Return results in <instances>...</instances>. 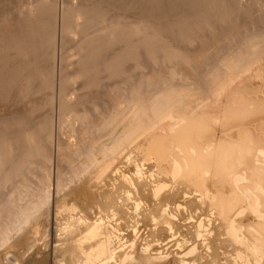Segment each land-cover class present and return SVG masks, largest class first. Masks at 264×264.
<instances>
[{
    "label": "bare ground",
    "instance_id": "bare-ground-1",
    "mask_svg": "<svg viewBox=\"0 0 264 264\" xmlns=\"http://www.w3.org/2000/svg\"><path fill=\"white\" fill-rule=\"evenodd\" d=\"M26 1L29 4L39 1L38 11H33V14L30 12L31 17H37L36 23L32 22L33 18L29 19L23 13L18 12ZM56 1L0 0V164L5 160H13L16 151L20 148L24 149L22 144L25 142L24 147L27 149L30 146L27 142H31L33 144L31 149H34L35 152L38 154L41 152V156H43L42 153H46L45 161L49 160L50 162L53 158L54 150L42 152L46 149L44 148L46 143L43 144L44 140L42 141L40 138L44 127L51 128V124L48 125V123H52V119L49 120L50 122H43L47 117L40 110L45 105L43 100L45 101L47 98H42L40 103L35 98L36 96L37 99L43 96L47 97L43 94L45 91L39 93L41 82L46 80V75L52 70V67L49 66L50 71H48L47 65H44V59L49 55L45 56L44 51L46 52L47 48L45 50L44 47L47 46L48 40L52 41V44L56 41L55 38H58L54 36L57 32V27L55 30L57 20H59V38H62L67 28L69 15L73 16L75 20L71 18L74 22L77 21L76 26L78 25V27L81 25L80 19L83 20L87 29L94 22L96 23L98 18H108L113 29H119L121 33L127 29L141 30L146 38L157 40L156 46H163L167 42V38L164 37L171 34L189 36L194 35L197 30L211 31L212 29L211 33L207 32L209 42L212 43L215 37H220L219 33L221 32H224L225 34L222 33V35L226 36L234 33L233 30H237L238 24H241V27L245 23L258 24L264 29V0ZM60 1L61 5L54 6L56 10L51 8L55 10V13L58 6L62 8L58 10L61 11V14L58 13L60 18L55 23L52 22L54 13L50 12V16L47 12L54 2L59 3ZM40 4L41 10L39 9ZM253 9H257L258 13L255 14ZM48 16L52 18L51 21ZM235 27L236 29H234ZM262 30L260 29V33ZM72 31L77 33L74 28ZM207 43H205L206 46ZM215 44L217 43L215 42ZM248 45L250 44L248 43ZM212 46L210 47L212 48ZM259 46V44L256 47L254 45L251 54L245 55L241 59L240 56L237 60L231 58L232 60L228 61L226 59V62L217 59L222 62L221 71L218 68V72L216 70L213 72L214 74L209 75L210 77L206 76L205 83L203 82L205 79L201 80L204 84L203 87H201V83L200 85L197 83L200 87L196 83L192 84L193 86H188V82L187 86L180 83L179 85L163 86L162 83L161 88L147 86V88H138V86L125 93L122 91L120 95L117 94V97L110 90L116 98L115 101L114 98L111 99L114 104L111 105L110 111H106L107 107L103 106L105 114L102 117L103 113H101L102 119L97 121L98 115L94 116L97 119L96 122L91 121L94 127L98 126L97 122L100 123L97 136H93L94 140L89 137L91 141L83 139L88 144L92 143L82 144L84 142L81 140L84 137L82 135L75 142V136L69 135L74 139L73 146H77L79 143L77 141L81 140L82 142L78 144H81L82 148L75 146L76 150L74 147V151L73 149L69 151V153L71 151L73 154L77 153V157L74 155L75 159L80 157L82 149L85 150H82L83 153L79 161L74 162L73 159L68 161L72 162L71 164L77 163L72 171L73 178L81 179V181L82 178H85L87 183L88 179L90 181L100 180L97 184L94 182L97 187L95 184V187L92 185L96 188L92 199H96V201L92 202L98 200L97 204L99 203L100 208L103 209L101 211L108 214L103 216L102 213L101 216L97 213L100 210L97 212L95 210L94 213L99 214L100 217L99 215L93 216V213H86L88 209L85 212L84 207H81V211L73 210L71 214L78 211L76 215L74 214L75 217L68 219L69 222L65 226L60 225L63 226L60 228L65 236L62 238L63 240H60L61 243H58L56 238L51 239L54 244L56 242L61 245V248L56 249L53 244H50L53 247L49 245L50 240L42 243L41 232H35V230L42 229L43 234L47 233L46 225H48L50 216H46V213H49L51 209L49 206V202L51 203L50 189L35 191L37 190L35 188H38L40 184L38 183L37 186V183H34L33 185L30 181V185L33 186L29 187H33L35 190H30L31 188L28 186L24 190L26 183L23 184L24 187L19 183L20 186L22 185L21 187L17 184V188H12L16 190L20 188V191L14 192L15 190L12 189L14 193L9 195V192V196H5L6 199H0V264H264V93L254 97L242 92L234 93L227 90L240 71L247 70L250 64H254L264 55V49ZM36 52L40 53L39 56L36 55ZM237 52L239 53V51ZM50 57H47L48 60ZM223 63L224 65H222ZM214 68L217 67L214 65ZM38 74L42 76L40 81ZM174 75L176 76V74ZM49 77L51 78V76ZM143 77L141 78L143 79ZM50 81L48 83H51ZM49 85L54 88V84ZM147 85L149 84L147 83ZM49 87L48 89H50ZM189 88L200 93L201 102L212 98L215 101L200 108L187 110L181 104H185V97L192 94L189 93ZM37 94L41 96L38 97ZM49 94L48 96H52ZM16 97L17 100L20 99L24 102L25 110L33 114L39 113L40 117L44 114L43 120L39 118L38 121L39 114L35 120L33 117L36 116L35 114L24 116L17 112L16 108L15 111H10V107L15 104L14 102L11 105V102L14 101L11 99L15 98L17 101ZM111 100L109 101L112 103ZM42 104L44 105L42 106ZM46 104L49 106V103ZM104 107L106 108L104 109ZM38 110L40 111L35 112ZM80 114L79 118L74 117L78 122L82 118ZM69 124L71 125L70 122ZM90 125L92 124L90 123ZM83 130H81L82 134L88 132V128ZM92 131L94 132V128ZM87 134L85 133L86 136ZM57 142L61 144L60 141ZM57 146L58 153L64 154L59 150L60 145L59 148ZM68 155L71 157L70 154ZM61 157L57 159H61ZM62 163L64 162L62 161ZM47 166L50 168V165ZM30 167L33 168V166ZM12 168L15 170V167ZM60 168L58 171L68 169V167L66 169L63 167L64 169L61 168V170ZM58 171L56 170V174L61 173ZM67 172L65 171V173ZM42 173V178H44L45 174ZM48 177L51 176L48 175ZM33 178L34 181H37L35 177ZM38 178L40 179L41 176H37L36 179ZM42 178L41 180H49L47 176L48 180ZM40 183L44 185L42 181ZM48 183L49 181L45 182V184ZM57 183L55 182V185ZM66 184L63 186L67 187L68 184ZM0 187H2L1 184ZM59 188L57 187L56 193L60 192ZM79 190L81 191V189ZM2 193L4 192L2 191ZM128 199L134 200L132 203L136 202L137 205L136 203L129 205L130 201L126 203ZM131 205L134 210L138 209V217L132 215L136 211H132ZM97 206L94 208L97 209ZM70 210L72 211V209ZM185 211L187 214L184 213ZM50 213L52 212L50 211ZM56 215L58 214L56 213ZM123 216L131 224L130 232H127L129 229L128 225L126 228V221V224L125 222L121 224L123 219H120ZM127 216L129 217L127 218ZM109 220H111L110 223L107 222ZM118 221V225L124 226L127 230L125 231L123 227L121 231L126 233L115 232L117 229L119 230V226L116 224ZM209 224L212 225V228L207 231L206 227H209ZM141 229L143 230L139 235L134 258H129L133 251H130L129 255L128 253L124 254L122 250L116 252L121 246L120 241H125L122 245L128 244V242H132L131 246L133 243L137 244L136 236ZM198 229L205 230L199 231ZM56 233L58 234V231ZM58 235H62V233ZM175 235H178L180 239ZM172 236H175V240L180 242L173 241L175 244L169 241L173 245L169 249L164 248L169 243L168 238ZM37 240L41 241L42 247L36 245L37 247L34 248ZM205 240H209V242ZM177 246L179 249H176ZM178 254H184L185 258H178ZM185 255L189 258H186Z\"/></svg>",
    "mask_w": 264,
    "mask_h": 264
},
{
    "label": "rangeland",
    "instance_id": "rangeland-1",
    "mask_svg": "<svg viewBox=\"0 0 264 264\" xmlns=\"http://www.w3.org/2000/svg\"><path fill=\"white\" fill-rule=\"evenodd\" d=\"M47 1H49V0H47ZM58 1L59 0H57L56 2H58ZM56 2H54V5H51V7L49 8V10L47 12L49 14H50V12H52L51 14L54 13L52 15V18H54V19H52L50 17L51 14H50V16H48L50 21H51V19L53 20L52 22H55L57 19H59L60 14H61V11H58V10L59 9L61 10L62 8H61V6H58L56 13H57V17L58 16L59 17L58 18L56 17V13L54 12L56 10V7H54V6H57L58 4H60L61 1L59 3H56ZM41 4H40L39 9L41 8ZM37 5H39V1H37L33 4H29V2L26 1L23 5H21L18 12L23 13L24 16L29 17V19H30L31 15L33 14V11H35V12L38 11ZM51 8H54L55 10L54 9L52 10ZM253 10H254L255 14L258 13L257 9H253ZM30 12H32V14H30ZM35 12H34V14H35ZM58 13H60V14L58 15ZM72 14L73 13H71V15ZM54 15L56 18L53 17ZM68 17H67V19H68L67 20V28L64 31L62 38H59V36H60L59 32H58V24H59L58 21L59 20H57L55 30L57 27L56 31L58 33L56 32L57 35L55 33L54 36L58 37V38H55L56 41H55V39H52L53 41H55L54 42L55 44L54 43L51 44L52 41L50 40L51 42H49V40H48V43H46L47 46L45 45L46 47H44L45 50L47 48L46 52H49V53H46L44 51L45 56L48 54H49L47 56L48 58H49V56H51L49 60L47 57H45V59L43 58L45 60L44 65L45 64L47 65L46 68L48 69V71H50L49 66H50V68L52 67V70L54 69L53 70L54 72L51 70L50 73H53L54 75L50 74V73H49L50 75L47 74L48 76L46 75V80L47 79H49V80H47V81L43 80L40 84L39 93L41 91H42L41 93H43L45 91L43 94H45V96H47V97H44L42 95L43 97H41L39 99H37V96L35 98L37 102L39 100V103L42 101V98L48 99L50 97L51 100L53 98V101H51L50 99H48V100L45 99V101L43 100V103H45L46 107H44L45 105L42 104V106L43 105L44 106L42 107V109H40V110H42V113H44L46 115L47 118L45 117L46 119L43 120L42 118H44V114L43 115L41 114L42 116L40 117V114L38 113L39 114L38 121L41 119V120H43V122L46 121L44 123H47V121L50 122L52 119V123H48V125L51 124L50 125L51 128L44 127L45 129L42 130L40 133V138H42V141L44 140L42 142L43 144L46 143L45 144L46 147L44 146V148H46V149H44V151H42V152L45 153L46 151L50 152V151L54 150L53 156H52L53 158H51L50 162H49V160L45 161L46 160L45 159L46 153L45 154L42 153L43 156H41V152H40V154L35 152L34 149H31V146L33 145L31 142H27V143H29L28 145H30L29 148L27 149V147H24V144L26 143L25 142L24 144H22L23 145L22 148H24V149L20 148L18 151H16L15 155L13 156V160H8V161L5 160L6 162H8L7 164L5 161L0 164V173H1L0 174V180L3 179V180H1L2 182L0 181L1 182L0 184L2 185V187H0L1 188L0 189V196H1L0 199H6L5 196L8 195L9 192H10L9 195H11L14 192L20 191L19 190L20 188H18L17 190L14 189V188L18 187L19 183L22 185L26 183L25 187H24V185H23L24 188L22 187L24 190H26L25 188H27V186L28 187L33 186L34 183H37V186L39 183L41 186L42 184L40 183V181H42V183H44V185H42L41 187L38 186V188L40 187L39 190L37 187L36 188L34 187L37 190L33 189V187H29V188H31L30 190L33 189V191L34 190L35 191H44L47 188L50 189V192H51L50 193V197H51L50 201H51V203L49 202V206L51 209L49 210V213H46V216L47 215L50 216L51 220L49 219L48 225H51V226L46 225V230H47L46 234L42 233V229L41 230L39 229V231L35 230V232L36 231L41 232L42 243L44 241L50 240L49 245L53 244V246L56 247V249L61 248V245L56 244V242L54 244L51 241V239L54 240V238H56L55 240L58 243H61L60 240L62 238H64L65 236H63V232L61 230L62 228H60V227L65 226L69 222L68 219L70 220L71 217H75L76 213L78 211H81V207L85 208L84 209L85 212L88 209V212H86V213H91V214L93 213V216H97L99 214L101 215L102 213H103L102 214L103 216H106L108 214L105 211H101L103 209L100 208L99 203H98L99 205L97 204L98 200H97V202H92L94 200L96 201V199L92 200L94 198V192L96 190V188H94V187L95 186L97 187L96 184H97V182H100V180H98V181H95V180L92 181L91 180L90 181V179H88L89 182L87 183V180L85 178H82V181H81V179L78 180L77 178L76 179L73 178L72 177L73 176L72 171H73V169L77 163L71 164L72 162L71 163H69V162L72 159L74 160V162H76V160L79 161L81 154L83 153L82 150H85V149L81 150L80 148H82V146L80 147L81 144L80 145H78V144L82 143L84 141L83 139L89 140V137L91 139L93 138V140L95 139L93 136H97V133H98L97 130L99 128L100 123L97 122L98 126L94 127L93 123L91 121L94 120L96 122L97 119H95V117H97L98 115H99V117H98L97 121H99V119H102L103 115L105 114V110H103V106L107 107V108L104 107V109L106 108V111L107 110H108V112L110 111V109H111L110 107H112L111 105L114 104L113 100H111V99H113L115 97L114 96L115 94L117 97V94L120 95L122 91H123V93H125V92L131 90V88H137L138 86H139L138 88H140V87L141 88H147V87H160L161 88L162 83H163V86L164 85H166V86L167 85H179V83L181 85H185V86H187L188 84H189L188 86H193L192 84H194V83H196V85H197V83H199V85L201 83L202 84L201 87H203L204 86L203 82L205 83L207 81L206 76L210 77L212 74H214L213 72H215L218 68L220 69L219 71H221L220 67H222L221 66L222 62H219V60L220 61L225 60V62L227 60L231 61L232 59L237 60V58L239 59V56L241 59L245 55L246 56L250 55L252 49L254 48V45L256 47L258 44L260 45L259 48L262 47L261 49H264V44H263L264 43V40H263L264 39V36H263L264 35L263 34L264 29L262 26H259L258 24H251V23L246 24L245 23L242 26L243 28L241 27V24H238L237 30H233L234 33L226 36V35H224L225 34L224 32H221V33H219L220 37L217 36L218 34L216 35L217 37L214 36L215 37L213 40L214 44H213V42L212 43L209 42V38L207 36L208 35L207 32L211 33V31H212V29H211V31L197 30L194 35L191 34L189 36H182V35L178 36V35H172L171 34L167 37H164V38H167V42L165 44H163V46H156L155 43L157 42V40L146 38L143 31H141V30L127 29L126 31H123V33H121L119 29H113L112 26L110 25V21H109L110 19H108V18H106V19L105 18L104 19L98 18L96 20V23L94 22V24L87 29L83 20L80 19L79 22L81 23V25H79V27H78V25L76 26L77 21H75V22L73 21V19H74L73 16L69 15ZM31 19H32L33 23H36L37 17H31ZM54 24H53V26H54ZM239 25H240V27H239ZM53 26H52V29L54 28ZM75 27H77V28L75 29ZM72 28H74V30H77V33H73ZM251 28H252V30H251ZM258 28H260L261 30L263 29L261 31L262 34L260 33V29H258ZM234 29H236V27ZM68 30H69V32H68ZM255 30L259 31V32L257 33ZM222 33H224L223 34L224 36L222 35ZM121 35H123V36H121ZM260 36L263 38H261ZM245 37H246V39H245ZM258 37H260L261 39ZM251 39H253L255 42H252L253 40H251ZM259 40H260L261 44H260ZM215 42L217 44H215ZM257 42H259V43H257ZM205 43H207V46L210 49L206 46ZM248 43L251 46L253 45L252 46L253 48L250 45H248ZM253 43H255V44H253ZM202 44H204V45H202ZM203 46H205V47H203ZM210 46H212V48ZM206 48L208 49V52H206L207 51ZM237 51H239V53ZM240 53H241V55H240ZM243 53H245V54L242 55ZM37 54L39 56L40 53L36 52V55ZM223 54H224V56H223ZM231 54H235V55H231ZM226 56H229V57H226ZM234 56H236V57H234ZM42 57H44V56H42ZM217 59H219V60H217ZM46 61H48V62L46 63ZM48 63H50V65H48ZM214 65L217 68H214ZM216 65H218V66H216ZM222 65H224V63ZM173 70H175L176 72ZM189 70H190V72H189ZM217 72H218V70H217ZM163 73H165V74H163ZM148 74L151 76L148 77L149 76ZM174 74H176V76ZM52 75L54 76V78ZM143 75H144V77H143ZM158 75H160V76H158ZM37 76H38V80L40 81L42 79L41 78L42 76L40 74H38ZM49 76H51V78ZM141 77H143V79ZM178 77H179V79H178ZM52 78H53V80H52ZM150 78H151V80H150ZM170 79H172L173 81ZM203 79H205V80L203 81ZM50 80H52V81H50ZM157 80H158V82H157ZM44 81H46V82H44ZM49 81L51 83H48ZM167 81H169V82H167ZM59 82H61V83H59ZM141 82H142V84H141ZM153 82H154V84H153ZM187 82H188V84H187ZM147 83L149 85H147ZM49 84H52V85L54 84V88H53V86H51L52 90L54 89L53 91L51 90V87H49L50 86ZM199 85H197V86H199ZM133 86H135V87H133ZM48 87L50 89H48ZM47 90L50 94L47 92ZM58 90H59V92H58ZM110 90L112 92H114L115 94H112V92ZM227 90L230 92H234V93L235 92L236 93L242 92L248 96H254V97L255 96H261V94L264 93V55H262L260 57V59H257L254 64H250L247 70L240 71L238 73L237 78L232 82V84L230 85V87L227 88ZM188 91H189V93H192V94H189L185 97V101H186L185 104H181V105L185 106V108H187V110H189L190 108L195 109L196 107L200 108L203 105L210 104L211 101L212 102L215 101V99L212 98V99H208L206 101L201 102L200 101L201 96H200L199 92H195L194 90H192V88H189ZM48 94L52 95V96H48ZM37 95H39V94H37ZM53 95H54V97H53ZM40 96L41 95H39L38 97H40ZM115 99L116 98H114V101H115ZM11 100H14L13 102H11V105L14 102H15V104L12 107H10V111H15L17 109V112H19L20 114H22L24 116L29 115V114H33V113H30L28 110H25L26 108L23 107L24 102L22 100H20V99H19L20 101L17 100V97H16L17 101H15V98H12ZM109 100H111L112 103ZM16 102H18V103H16ZM51 102H52V104H51ZM46 103H49V106H47ZM180 108H181V106H180ZM20 109H21V111H20ZM40 110L35 111V112H39ZM57 111H58V113H57ZM45 112H47V113H45ZM108 112H106V113H108ZM80 113H82V114H80ZM95 113H97V114H95ZM101 113H103L102 117L100 116ZM34 114L36 116H33ZM34 114L32 116L34 117L35 120H37V118H35V117H37L38 114L37 113H34ZM79 114L82 115V118H84V119L80 118L81 120L78 119L81 122V126H83L82 128L80 126V122H78L76 119H74V117L79 118V116H78ZM86 118H89L90 120L86 119ZM72 119H74L73 120L74 122L72 121ZM69 122L71 123V125L69 124ZM85 122H87V124H85ZM88 123H89V126H88ZM90 123L92 125H90ZM85 125H87V126L85 127ZM94 125H96V123H94ZM85 128H86V130L88 128V130H87L88 132H85L86 134L88 133L87 136L85 135V133L82 134V132L84 131L83 129H85ZM91 128H92V130L94 128V132L91 130ZM81 130H83V131L81 132ZM54 133H57L58 135L54 134ZM94 133H96V134H94ZM69 135H72V136L74 135L75 140L72 139L71 136H69ZM81 135L84 137H82ZM79 136L82 137L81 138L82 142H81V140L77 141V142H79L77 144V146L80 147L79 149L81 150L82 153H80L79 152L80 150L78 149L79 151H76V152L80 153L79 154L80 157L75 159L77 157L76 156L77 153L74 152L76 154H73V151H74L73 148L76 145L73 146L72 144L74 143V141L76 142V139L77 140L80 139V138H78ZM68 137H70V139H68ZM91 139L89 141H91ZM55 141L56 142L60 141L61 144H59V142L56 143ZM87 141H84L82 144L87 145L88 144ZM48 142H49V144H48ZM50 143H51V145H50ZM91 143H89V144H91ZM28 145H25V146H28ZM57 145L58 146L60 145L59 150L61 152L63 151L64 154H62L60 152L58 153V150L56 148ZM71 145H72V147H71ZM86 145H83V146L86 147ZM76 147H75V150L78 148V147L77 148ZM47 148L50 150H48ZM71 149H73V151H71L69 153V151ZM54 152L56 155L54 154ZM68 154H70L71 157H73V158H71ZM56 156H58V157L65 156V157H61V159L59 158L61 160L60 161L59 159H57L58 157H56ZM68 156H69V158L67 159ZM32 160H34V161L36 160V162H34ZM11 161L13 162L14 166H12L13 164ZM62 161L64 163H62ZM45 164L50 165V168L48 166L46 167ZM62 165H63V167H65V169H66V167H68L69 170L68 169L65 170V171H68L67 173H65L64 170H61V168L64 169L62 167ZM11 166L15 167V170ZM30 166H33V168ZM11 168H12V171H14L15 173L10 171ZM59 168L61 171H58ZM7 170H9V171H7ZM56 170L58 172H61V173L56 174ZM31 171H32V173H30ZM35 171H36V173H34ZM39 171H41V172H39ZM47 171H48V173H47ZM3 172L5 173V175ZM42 172H44V174H45L44 178H42V176H43ZM39 173L41 175H38ZM18 174H20V175H18ZM29 174H30V176H29ZM47 174L51 177H48ZM6 175H8V177H6ZM63 175L64 176L66 175V176L64 177ZM13 176H14V178H13ZM24 176H25V178H24ZM37 176H39V177L41 176L42 179H46V180L49 179L48 180L49 183L45 184V182H48V181L41 180V178L36 179ZM46 176L48 179L46 178ZM33 177H35V180H37V181H34ZM6 178H7V180H6ZM13 179H15V180H13ZM58 179H60V180H58ZM70 179H72L73 181ZM84 179H85L86 183H85ZM38 180H39V182H38ZM56 180H58V181H56ZM30 181H32L31 183L33 185H30ZM43 181H45V182H43ZM68 181L70 184L68 183ZM12 182H13V184H12ZM14 182L16 183V185ZM55 182L56 183L61 182V183H57V185H58L57 186V185H55ZM63 184H66L67 187L66 186L64 187ZM94 184H95V186H94ZM21 186L19 185V187H21ZM12 187H14V188H12ZM57 187H60V188L62 187V188L61 189L59 188L60 192L57 191V193H56ZM22 188H21V190H23ZM12 189L15 191L13 192ZM79 189H81V191ZM2 191L4 193H2ZM71 193H72L73 197H71L72 196ZM79 199H80V201H79ZM127 202H129V205L136 203V202L132 203V202H134V200H130V199H128L126 201V203ZM88 203H89V205H87ZM94 204H96L95 206L98 205L97 209L94 208L95 207V206H93ZM129 205H128V207H129ZM136 205H137V203H136ZM131 207H132V211L137 212V213L135 212V214H132V215H134V216L137 215V217H138L139 216L138 215L139 212L137 211L138 209L134 210L132 205L130 206V208ZM92 208H94V210H91ZM56 209H58V210L56 211ZM70 209H72V211ZM75 209L78 211L71 214V212H73V210H75ZM95 210H96V212L98 210H100L99 212H97L99 214L94 213ZM50 211L52 213H50ZM56 213L58 215H56ZM104 213H106V214L104 215ZM184 213L187 214L186 211ZM62 215H63V217H62ZM100 215H99V217H100ZM128 217L129 216H127V218ZM124 218H126V217L123 216V218L120 219V220H122V219L124 220V221L122 220L123 222L121 221V224L126 221V219H124ZM62 222H64V224H62ZM107 222L110 223L111 220H109ZM126 222H125V224H126ZM128 222H129V220H128ZM128 222L126 224V228L128 225V229H129L128 231L125 230L126 228L124 226H123L124 227L123 228L122 226L118 225L119 221L116 224L119 226L120 231L118 229H117L118 232L115 231L116 229L114 231L116 233H119V234L120 233L124 234L126 232L121 231V229L123 228L125 231L130 232L132 227H131V224H129ZM210 224L208 225L209 227H206V230L208 228L207 231L211 230V228H212L211 227L212 225H210ZM60 225H63V226H60ZM142 230L143 229L139 230L140 232L136 236L137 242L136 241L135 242L137 244L133 243V245L138 246V239L140 237L139 235L141 234ZM198 230L201 231L202 229L201 230L198 229ZM203 230H205V229H203ZM57 231H58V234L62 233V235H58L56 233ZM207 231H204V232H207ZM44 236L48 239H44L45 238ZM175 236L178 239H180L178 237V235H175ZM175 236L168 238V242L169 241H172V242L175 241L178 243L179 240H175V238H176ZM205 241L209 242V240L208 241L205 240ZM124 242H125L124 240H123V242L120 241L122 248H125V247L126 248L122 249L120 246L116 252H119V251L121 252V250H122L124 254L128 253V255H129V252L133 251V252H131V255H129V258H131V257L134 258V256H136L135 252H137V246L136 247L135 246L133 247V245L131 246L132 242L131 243L128 242V244L126 243L127 246H124V245H126V244L122 245ZM172 242H169L168 244H166L164 248L169 249L173 245V243H175V242H173V243ZM206 242H204V243H206ZM36 243H38V244H36ZM42 243H41V241L39 242L37 240L34 244L35 245L34 248H36L39 245L42 247ZM50 246L53 247L52 245H50ZM130 246H131V249H130ZM177 247H176V249H179V246H177ZM132 248H134V249L132 250ZM176 249H175V252H176ZM117 255H118V253H117ZM180 255L178 254V256L177 255L176 256L178 258L184 257V254H180ZM187 257L188 256H186V258Z\"/></svg>",
    "mask_w": 264,
    "mask_h": 264
}]
</instances>
